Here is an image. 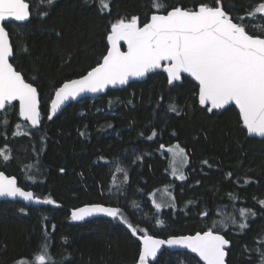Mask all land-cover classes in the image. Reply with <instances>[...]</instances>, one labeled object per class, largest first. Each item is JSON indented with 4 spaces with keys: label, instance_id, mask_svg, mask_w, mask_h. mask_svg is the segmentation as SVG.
<instances>
[{
    "label": "trees",
    "instance_id": "16d2710c",
    "mask_svg": "<svg viewBox=\"0 0 264 264\" xmlns=\"http://www.w3.org/2000/svg\"><path fill=\"white\" fill-rule=\"evenodd\" d=\"M27 1L30 20L5 26L14 48L12 63L40 92L41 124L33 128L23 121L18 102L0 112V122L7 119L6 126L0 123V149L11 155L8 162L0 160V170L56 203L0 201V264H17L21 258L35 264L45 237L49 264H137L139 238L119 219H71L73 209L90 203L117 206L133 226L163 238L194 234L229 213L239 220L237 209H251L256 215L249 216L246 230L235 225L225 233L232 242L228 264H259L256 249L264 247V207L259 204L264 199V137L247 134L234 104L210 113L199 104L194 78L184 75L169 84L161 68L51 114L55 89L86 74L106 55L111 24L138 16L142 25L151 14V0H109L104 11L99 0H56L50 7L46 0ZM164 2L190 7L199 0ZM259 2L221 0L235 14ZM255 23L264 27L259 17ZM170 104L177 111H169ZM17 124L27 134L13 135ZM152 131L157 135L148 139ZM175 143L189 155L184 181L171 176L170 160L160 153ZM117 166L126 171V181ZM161 187L170 189L175 207L155 209L151 195ZM205 211L207 218L200 215ZM156 219L164 225L156 226ZM152 264L202 263L187 251L165 249Z\"/></svg>",
    "mask_w": 264,
    "mask_h": 264
},
{
    "label": "snow or ice",
    "instance_id": "6c2138e0",
    "mask_svg": "<svg viewBox=\"0 0 264 264\" xmlns=\"http://www.w3.org/2000/svg\"><path fill=\"white\" fill-rule=\"evenodd\" d=\"M55 2L56 0H46L49 7ZM99 4L101 11L109 9V0H99ZM150 9L151 14H146L147 22L142 26L138 16L120 18L111 24L106 37L110 45L106 55L86 74L67 80L55 89L51 100V114L55 115L65 102L76 99L82 93H96L110 85H124L131 78L144 77L149 72L162 68L169 84L179 81L182 73L194 78L198 82L199 104L208 106V112L234 104L239 110V118L247 134L264 137V27L255 23L257 17L264 21V0L251 9L243 10V14L226 11L221 0H212L211 3L199 0L190 7L182 4L169 5L164 0H151ZM29 18L30 4L26 0H0V112L6 113L13 106V101H18L19 117L35 127L41 122L39 92L9 62L14 55V48L4 26L9 21L25 22ZM245 20L252 23L246 24ZM121 41L127 45L126 51L121 50ZM169 111H177L176 105L170 104ZM52 115L48 119H52ZM0 123L6 126L7 119ZM21 127L17 124V131L13 135L27 134L20 131ZM156 135V131H152L148 139ZM168 151L173 153L174 158L178 157L181 164L187 163L185 149L179 144L169 147ZM10 159V150L0 149V160L8 162ZM60 171L63 172L64 169ZM116 171L125 172L124 179L127 180V173L123 168L117 166ZM172 175L181 181L187 179L182 171L177 174L175 168ZM228 175L231 176V173ZM27 179L32 180L34 177L28 176ZM228 195L233 200L237 199L232 193ZM2 196L21 197L25 201L35 200L37 203H56L51 198L41 201L32 191L19 187L15 176L10 177L0 171V197ZM152 203L157 211L163 206L155 199ZM259 204L264 207V199L259 200ZM20 211L25 209L21 208ZM236 213L242 219L238 220L237 214L229 213L213 220L210 225L194 234L170 235L167 239L157 238L147 229L133 226L119 207L92 204L75 209L71 219L84 220L95 214L119 219L132 236L139 238L137 264L156 261L165 245L169 248L189 249L203 264H226V249L230 247V241L226 239L225 233L235 225L243 232L249 226V216L256 215L255 211L248 208H239ZM200 215L207 218L209 213L205 211ZM155 225L163 226L164 221L156 219ZM52 227L54 229L55 225ZM47 248L45 237L43 249L34 257L35 264L51 262ZM256 251L259 252V264H264V247L257 248ZM17 264L31 262L21 258Z\"/></svg>",
    "mask_w": 264,
    "mask_h": 264
},
{
    "label": "water",
    "instance_id": "95a60500",
    "mask_svg": "<svg viewBox=\"0 0 264 264\" xmlns=\"http://www.w3.org/2000/svg\"><path fill=\"white\" fill-rule=\"evenodd\" d=\"M26 2H28L27 0H26ZM29 3V2H28ZM30 4V3H29ZM31 6H30V18H31ZM30 18H29V20H30ZM28 20V21H29ZM28 21H25V22H28ZM10 22V21H9ZM15 22V21H14ZM25 22H18V23H25ZM6 24V23H5ZM5 26V25H4ZM142 26V25H141ZM6 27V26H5ZM6 30L9 32V30L6 28ZM9 35H10V33H9ZM10 41H11V37H10ZM11 43H12V41H11ZM123 45L125 46V49L123 48ZM109 47H110V45H109ZM121 50L122 51H126L127 50V45L123 42V41H121ZM13 57H14V55H13ZM13 57H10V60H9V62L10 63H12V60H13ZM13 64V63H12ZM13 66H14V68L17 70V68L15 67V65L13 64ZM155 70H157V69H155ZM155 70H153V71H155ZM17 71H19V70H17ZM152 71V72H153ZM19 72H21V71H19ZM149 73H151V72H149ZM148 73V74H149ZM21 74L23 75V73L21 72ZM148 74H146L144 77H139V78H131L129 81H128V83L127 84H124V85H110V86H108L106 89H104L103 91H100V92H96V93H92V92H85V93H82L80 96H78L76 99H74V100H69V101H67V102H65V104L64 105H62L61 106V108L57 111V113L56 114H58V113H60L65 107H67L70 103H72V102H75V101H78V100H81L82 98H84V97H88V96H92V97H97V96H100L101 94H103V93H105L106 91H108L109 89H111V88H123V87H125V86H127L130 82H132V81H135V80H143V79H145L146 77H147V75ZM184 75H189V74H187V73H182L181 74V79L179 80V81H175V82H180L181 80H182V78H183V76ZM24 76V75H23ZM25 78V77H24ZM79 78V77H78ZM74 79H76V78H74ZM25 80H26V78H25ZM26 82H28V83H31V82H29V81H27L26 80ZM175 82H173V84L175 83ZM33 84V83H32ZM34 85V84H33ZM35 87H37L36 85H34ZM38 89V88H37ZM38 92H39V90H38ZM39 98H40V112H41V97H40V92H39ZM54 98V97H53ZM14 102H18V101H13V103ZM19 103V102H18ZM227 106H229V105H227ZM227 106H225V107H227ZM41 117H42V112H41ZM23 121H25L24 120V118H22V117H20ZM27 122V121H26ZM29 123V122H28ZM40 124H41V122H40ZM39 124V125H40ZM29 125H30V123H29ZM38 125V126H39ZM31 126V125H30ZM38 126H35V127H33V128H36V127H38ZM32 127V126H31ZM252 137H259V136H255V135H251ZM1 171V170H0ZM2 172H4V171H2ZM5 173V175H7V176H14V175H9V174H7L6 172H4ZM16 177V176H15ZM17 178V177H16ZM17 184H18V186L19 187H21V188H23L22 186H20L19 185V181H18V179H17ZM25 191H32L33 193H34V195L36 196V197H38L37 195H36V192L34 191V190H32V189H26V188H23ZM40 198V197H39ZM2 200H12V201H21V202H23V203H25V204H27V205H31V204H34V205H43V204H45V203H43V202H40V203H37L35 200H33V201H25L23 198H21V197H7V196H2V197H0V201H2ZM40 200L41 201H43L44 199H42V198H40ZM92 204H102V203H90V204H85V205H82V206H80V207H78V208H81V207H85V206H88V205H92ZM103 205H105V206H111V207H117V206H112V205H106V204H103ZM78 208H75V209H78ZM75 209H73L72 210V212L75 210ZM72 212H71V214H72ZM100 217H109V216H106V215H104V214H95V215H93V216H88V217H85V219L84 220H74L75 222H79V223H83V222H86V221H88V220H92V219H96V218H100ZM110 218H112V217H110ZM157 237V236H156ZM157 238H160V239H167V238H163V237H157ZM226 239H228L227 237H226ZM229 240V239H228ZM230 241V247H228L227 249H226V251H227V256H226V264H228V256H229V249L231 248V246H232V242H231V240H229ZM170 250V251H187V252H189L190 254H192V255H194L195 257H197L198 259H199V257L195 254V253H192L189 249H185V248H181V247H172V248H169L168 246H162V248H161V250H160V252L158 253V255H157V259H158V257L160 256V254L164 251V250ZM157 261V260H156ZM156 261H150V264H152V263H154V262H156ZM199 261H200V259H199ZM202 264H203V262L202 261H200Z\"/></svg>",
    "mask_w": 264,
    "mask_h": 264
},
{
    "label": "rangeland",
    "instance_id": "374dc122",
    "mask_svg": "<svg viewBox=\"0 0 264 264\" xmlns=\"http://www.w3.org/2000/svg\"><path fill=\"white\" fill-rule=\"evenodd\" d=\"M176 144H179V143L171 144V145H168V146L164 147V149H160V153L164 157L168 156V158L170 160V165H169L170 174H171V176L173 178H176L177 180H179L177 178V176H173L172 175L173 168H175L177 170V174H179V172L182 171L184 173V175L186 176L187 168H188V165H189V155H188L186 149L179 144L180 147L185 149V152H186V155H187V163L186 164H181L180 159L178 157L174 158L173 153L168 151L169 147H172V146H174ZM179 181H181V180H179ZM169 193L171 195H169ZM151 196H152V201H153V199H155L156 202L161 203L163 205L160 210H162V209H164L166 207H170V206L175 207L176 206L175 197L172 194V192L170 191V189H168V187H161V188L155 190Z\"/></svg>",
    "mask_w": 264,
    "mask_h": 264
},
{
    "label": "flooded vegetation",
    "instance_id": "af4514ba",
    "mask_svg": "<svg viewBox=\"0 0 264 264\" xmlns=\"http://www.w3.org/2000/svg\"><path fill=\"white\" fill-rule=\"evenodd\" d=\"M19 104V103H18ZM1 171H3V170H1ZM5 172V171H4Z\"/></svg>",
    "mask_w": 264,
    "mask_h": 264
}]
</instances>
